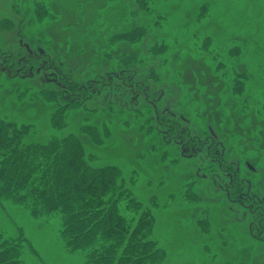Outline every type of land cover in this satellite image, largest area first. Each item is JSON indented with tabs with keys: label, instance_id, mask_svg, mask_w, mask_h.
Returning <instances> with one entry per match:
<instances>
[{
	"label": "rangeland",
	"instance_id": "1",
	"mask_svg": "<svg viewBox=\"0 0 264 264\" xmlns=\"http://www.w3.org/2000/svg\"><path fill=\"white\" fill-rule=\"evenodd\" d=\"M29 49L72 93L0 58V117L25 142L77 135L92 165L118 166L157 264H264V0H0V53L17 66ZM3 204L0 233L34 249L25 264H84L58 214Z\"/></svg>",
	"mask_w": 264,
	"mask_h": 264
},
{
	"label": "trees",
	"instance_id": "2",
	"mask_svg": "<svg viewBox=\"0 0 264 264\" xmlns=\"http://www.w3.org/2000/svg\"><path fill=\"white\" fill-rule=\"evenodd\" d=\"M63 98H55L63 109L80 104ZM26 128L0 117L1 205H24L38 218L58 214L66 250L82 252L84 264L159 263L164 255L150 238L153 218L141 201L127 197L120 168L92 165L77 135L25 142ZM25 248L34 252L22 232L0 233V264H25Z\"/></svg>",
	"mask_w": 264,
	"mask_h": 264
},
{
	"label": "flooded vegetation",
	"instance_id": "3",
	"mask_svg": "<svg viewBox=\"0 0 264 264\" xmlns=\"http://www.w3.org/2000/svg\"><path fill=\"white\" fill-rule=\"evenodd\" d=\"M0 58H3L8 65V72L11 73V71L14 72L15 76L12 77H33L37 74H43L46 80H49L51 82H54L56 85H58L63 91L64 96H68V94H71L72 90L65 88V83H63V76L62 73L54 66L52 63H49V59L45 58V56L42 54L41 56L34 53L31 49H29L28 53L24 57H20L17 66L15 65V61L13 60V54H5L0 53ZM48 61H47V60ZM5 66L3 67V71H6L7 69ZM29 72V74H28ZM11 76V75H10ZM193 141V140H191ZM236 201V200H235Z\"/></svg>",
	"mask_w": 264,
	"mask_h": 264
}]
</instances>
